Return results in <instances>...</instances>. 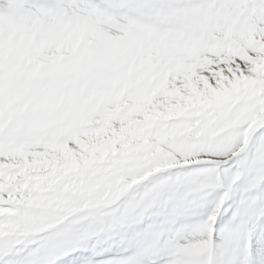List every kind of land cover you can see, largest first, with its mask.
Returning <instances> with one entry per match:
<instances>
[{
  "label": "snow or ice",
  "instance_id": "1",
  "mask_svg": "<svg viewBox=\"0 0 264 264\" xmlns=\"http://www.w3.org/2000/svg\"><path fill=\"white\" fill-rule=\"evenodd\" d=\"M0 264H264V0H0Z\"/></svg>",
  "mask_w": 264,
  "mask_h": 264
}]
</instances>
